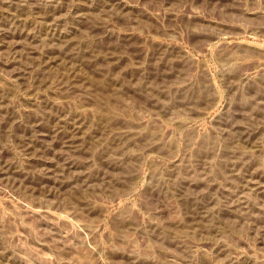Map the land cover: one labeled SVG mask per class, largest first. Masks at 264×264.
Here are the masks:
<instances>
[{
    "label": "rangeland",
    "instance_id": "rangeland-1",
    "mask_svg": "<svg viewBox=\"0 0 264 264\" xmlns=\"http://www.w3.org/2000/svg\"><path fill=\"white\" fill-rule=\"evenodd\" d=\"M0 264H264V0H0Z\"/></svg>",
    "mask_w": 264,
    "mask_h": 264
}]
</instances>
